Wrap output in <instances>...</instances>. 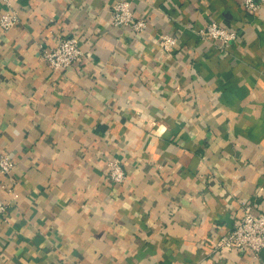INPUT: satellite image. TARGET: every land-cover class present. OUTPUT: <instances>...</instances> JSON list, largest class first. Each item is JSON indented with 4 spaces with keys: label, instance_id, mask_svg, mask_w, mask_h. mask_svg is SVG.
Segmentation results:
<instances>
[{
    "label": "crops",
    "instance_id": "crops-1",
    "mask_svg": "<svg viewBox=\"0 0 264 264\" xmlns=\"http://www.w3.org/2000/svg\"><path fill=\"white\" fill-rule=\"evenodd\" d=\"M10 1L0 154L16 167L0 173V264H264V250L215 247L247 204L264 212V3L130 0L149 21L139 38L111 26L116 0ZM211 21L237 33L225 51L196 34ZM66 34L89 59L59 73L43 54ZM111 159L125 183L105 178Z\"/></svg>",
    "mask_w": 264,
    "mask_h": 264
},
{
    "label": "built area",
    "instance_id": "built-area-1",
    "mask_svg": "<svg viewBox=\"0 0 264 264\" xmlns=\"http://www.w3.org/2000/svg\"><path fill=\"white\" fill-rule=\"evenodd\" d=\"M7 11L0 15V28L8 31L18 25L20 17L18 12L12 8L10 0H4ZM264 0H246L245 6L248 10L256 12ZM111 26L124 30L130 28L137 37L143 38L148 29L147 18L137 16L132 9L130 0H116L110 10ZM197 36L205 41H210L217 46L219 51H225L237 40V33L228 26L211 21L204 27H200ZM158 41L163 52L171 55L174 53L178 38L170 32L158 35ZM79 34H66L58 38L57 44L50 51L43 54L44 60L53 70L63 73L74 64H82L89 59L81 47ZM16 167V160L9 153L0 154V173L9 175ZM105 178L112 184L125 183L129 174L124 163L119 159L107 161ZM9 203L0 199V216H6L9 211ZM217 251L230 253L238 251L241 253L251 252L258 255L264 250V212L253 214L251 205L243 209L242 218L235 224L234 229L228 234L220 237L215 242Z\"/></svg>",
    "mask_w": 264,
    "mask_h": 264
}]
</instances>
